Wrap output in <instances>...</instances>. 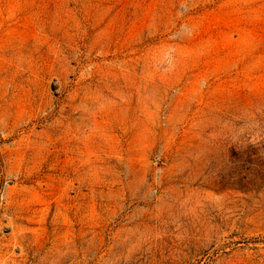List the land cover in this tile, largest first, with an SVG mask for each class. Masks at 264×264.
Returning a JSON list of instances; mask_svg holds the SVG:
<instances>
[{
  "label": "rangeland",
  "instance_id": "rangeland-1",
  "mask_svg": "<svg viewBox=\"0 0 264 264\" xmlns=\"http://www.w3.org/2000/svg\"><path fill=\"white\" fill-rule=\"evenodd\" d=\"M0 264H264V0H0Z\"/></svg>",
  "mask_w": 264,
  "mask_h": 264
}]
</instances>
